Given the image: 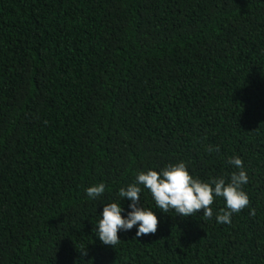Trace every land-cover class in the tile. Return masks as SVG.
<instances>
[{
    "label": "trees",
    "instance_id": "obj_1",
    "mask_svg": "<svg viewBox=\"0 0 264 264\" xmlns=\"http://www.w3.org/2000/svg\"><path fill=\"white\" fill-rule=\"evenodd\" d=\"M234 156L230 224L142 188L156 234L95 236L138 172L229 178ZM0 264H264V0H0Z\"/></svg>",
    "mask_w": 264,
    "mask_h": 264
},
{
    "label": "clouds",
    "instance_id": "obj_2",
    "mask_svg": "<svg viewBox=\"0 0 264 264\" xmlns=\"http://www.w3.org/2000/svg\"><path fill=\"white\" fill-rule=\"evenodd\" d=\"M228 163L236 171L229 178L213 177L207 181L190 174L185 162L169 164L159 170L140 171L135 181L120 187L119 200L127 199V210L119 201L103 204L96 224L95 236L104 244L117 246L120 234L136 229L133 239L139 240L149 234L155 235L158 229L156 212L141 203L142 188L147 189L162 213L174 212L175 216L187 218L195 216L202 210V215L215 219L218 224H230L231 217L250 204L244 186L249 177L239 156L232 157ZM106 191L104 183L93 184L85 189L89 200H97ZM220 198L225 207L214 213L212 205Z\"/></svg>",
    "mask_w": 264,
    "mask_h": 264
}]
</instances>
